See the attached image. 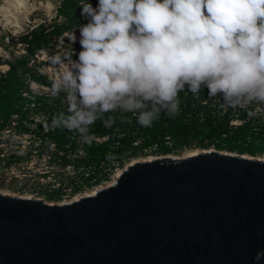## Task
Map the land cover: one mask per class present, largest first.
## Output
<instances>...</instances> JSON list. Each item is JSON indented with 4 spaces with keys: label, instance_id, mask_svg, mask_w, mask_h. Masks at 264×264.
<instances>
[{
    "label": "water",
    "instance_id": "obj_1",
    "mask_svg": "<svg viewBox=\"0 0 264 264\" xmlns=\"http://www.w3.org/2000/svg\"><path fill=\"white\" fill-rule=\"evenodd\" d=\"M0 264H264V161L215 149L70 202L0 193Z\"/></svg>",
    "mask_w": 264,
    "mask_h": 264
},
{
    "label": "clouds",
    "instance_id": "obj_2",
    "mask_svg": "<svg viewBox=\"0 0 264 264\" xmlns=\"http://www.w3.org/2000/svg\"><path fill=\"white\" fill-rule=\"evenodd\" d=\"M71 43L51 57L67 114L53 123L82 142L104 113H131L140 126L180 109L179 93L207 90L223 106L264 104V0H88ZM75 52V59L73 53ZM111 122V118L104 121Z\"/></svg>",
    "mask_w": 264,
    "mask_h": 264
},
{
    "label": "trees",
    "instance_id": "obj_3",
    "mask_svg": "<svg viewBox=\"0 0 264 264\" xmlns=\"http://www.w3.org/2000/svg\"><path fill=\"white\" fill-rule=\"evenodd\" d=\"M87 2L58 0L55 15L49 22L23 30L11 42L12 45L21 44L24 52L16 53L9 49L8 56L0 59L8 66L0 74V116L7 123L11 114H17L14 132L33 135L30 138L32 144L22 159L26 160L33 151H38L47 156L49 163L60 168L71 166L75 172L74 177L69 178V183L61 182L56 187L44 188L46 200H60L66 188L69 189L68 195H73L107 181L114 167L122 166L125 160L147 152L165 154L189 146L206 148L213 145L216 150L238 154H264V118L250 113L246 119L243 108L223 106L221 99L209 97L206 89L197 94L180 92L179 111L174 116L162 114L148 127L138 125L131 113H104L103 119H98L92 126V135L106 137L101 142H82L74 132L54 124L53 118L57 114H67L66 101L45 95H34L30 99L22 94L26 77L50 90L53 83L47 74L36 72L35 65H28V62L42 50H48V61L52 64L51 57L70 56L74 49L80 50L77 40L69 45H60L62 50L58 52L55 38L67 39L65 33L87 22L81 15L80 5ZM91 3L95 6L97 0H91ZM74 31L78 33L79 29L75 28ZM1 40L2 37L0 43ZM233 109L239 111L238 118L242 120L235 126L230 124ZM109 118L111 122L106 124L104 121ZM51 143L54 149L48 148ZM33 145L35 148H31ZM78 147L82 148L83 155L72 157ZM14 153L6 155L4 159L9 163L14 162L18 159Z\"/></svg>",
    "mask_w": 264,
    "mask_h": 264
},
{
    "label": "rangeland",
    "instance_id": "obj_4",
    "mask_svg": "<svg viewBox=\"0 0 264 264\" xmlns=\"http://www.w3.org/2000/svg\"><path fill=\"white\" fill-rule=\"evenodd\" d=\"M33 1V3H37L35 8L31 10L27 14L26 19L22 18L20 21V24L16 25L15 19H7L6 15V8L2 7L4 6L3 0H0V37H2L1 42L6 45L0 46V59L3 57L8 56V50L13 47L14 49L21 51L22 47L19 46L18 43L12 45V41L18 36L23 30L30 29L36 25H38L41 22H49L52 17L55 15V8L58 3V0H30ZM38 1V2H37ZM49 2L51 4L50 8H47L45 6V3ZM3 10H2V9ZM49 11V12H48ZM4 14V15H3ZM7 20H10V22H6ZM13 23V24H12ZM21 25V26H20ZM73 30L70 33H65V38H55V49L57 51H61L60 45L65 44L69 45L71 44V36H72ZM77 37L79 36V32H75ZM7 42V43H5ZM0 43V44H2ZM21 46V45H20ZM48 50H42L36 53V57L33 59H30L28 62V65H35L36 72H43L47 74V76L51 80H55L56 78L53 76L54 72L60 73L62 69L66 66L58 65V64H52L49 63V57L47 55ZM41 62L40 64L38 62ZM51 62V61H50ZM43 63V64H42ZM48 68L50 72H45V69ZM6 70L5 64H3L0 61V73L1 71ZM51 73V74H50ZM33 90L36 93H43L46 94L49 97H52L54 100H61L62 102L65 101L64 94H53L52 90L42 87V85L35 83ZM60 101V103H62ZM6 119L2 118L0 116V136H3L5 138L6 133L3 130V126L5 125ZM27 134V133H26ZM7 141H4L3 139H0V148L3 150H6V152H15L14 154L18 159H16L14 162L9 163L6 159L0 161V193L2 194H8V195H16V196H30L32 198H38L41 199L47 203H55L63 200H70L76 195L82 194L84 192H88L92 190L95 186H91L88 188L83 189L81 192L68 195L69 189L66 188L65 195L62 196L60 200H46L43 189L46 187H56L59 183L63 182L64 184L69 183L70 177H74L75 172L70 167L60 168L57 165H53L48 162V158L45 154L40 153L38 151H33L31 153V157L24 160L22 159V156L24 155V152H26L32 143L29 141L28 134L26 136L22 135H15L10 134L7 137ZM31 148H35L33 145ZM205 150H215V147L213 145H210L206 148H201L198 146H189L180 149L179 151L175 152H169L165 154L160 153H153V152H147L146 154H142L137 157H131L128 160H125L122 166H116L113 168V170L110 173V179L107 181H110L113 179V175L117 169H122L127 163H129L133 158H145V157H153V158H167V159H176L178 157H183V155L189 151H196L201 152ZM224 152H229L227 150H219ZM235 153L236 152H231ZM242 155H247L252 158L261 157L264 154H254L249 155L247 153H244ZM106 182V181H104ZM104 182H101L98 185L103 184ZM67 193V194H66Z\"/></svg>",
    "mask_w": 264,
    "mask_h": 264
},
{
    "label": "built area",
    "instance_id": "obj_5",
    "mask_svg": "<svg viewBox=\"0 0 264 264\" xmlns=\"http://www.w3.org/2000/svg\"><path fill=\"white\" fill-rule=\"evenodd\" d=\"M5 43H7V42H5ZM1 45H4L3 43L2 44H0V46ZM19 46H17V47H22V49H21V51H18V50H16V49H14L13 47H11L10 48V50L11 49H13L14 50V52H16V53H23L24 52V49H23V46L21 45V44H18ZM21 45V46H20ZM5 67H6V69H7V65H5ZM5 71V70H4ZM4 71H1V73H3ZM0 73V74H1ZM24 84H25V89L22 91V94L23 95H25V96H27V97H29L30 99H32L33 98V96L34 95H45V96H47L46 94H43V93H36L34 90H33V88H34V84H35V82L33 81V80H31V78H29V77H26L25 78V80H24ZM42 87H45V88H48V87H46V86H43L42 85ZM49 89V88H48ZM27 90H29V92L27 91ZM248 107H251V109H249ZM238 108H243V110H244V113H245V118L247 119L248 117H249V114L251 113V114H253V115H257V116H259V117H262V118H264V104H259V103H256V104H250V105H248V106H245V107H238ZM223 111V110H222ZM238 114H239V111L238 110H236V109H233L232 110V120L230 121V124L231 125H237V124H239V123H241V121L242 120H240L239 118H238ZM17 119H18V116H17V114H11L10 115V117H9V119H8V122L3 126V130H4V132L6 133V137L8 136V135H10V134H15L16 136L17 135H22V136H26L27 134H28V136H29V141H30V138H32V134L31 133H29V132H22V133H15L14 132V125L16 124V121H17ZM35 120V119H34ZM27 133V134H26ZM1 134V133H0ZM3 138V136H0V139H3L4 141H7V138ZM106 139V137H98V136H94V135H92V138H91V140L90 141H96V142H101V141H103V140H105ZM90 141H88V142H90ZM87 142V143H88ZM48 148H50V149H54V146H53V143H51V144H49V146H48ZM1 148H0V161H2V160H4V158H5V156L6 155H8V154H10V152L8 153V152H6V150H3L2 152H1ZM12 153H14V152H11V154ZM59 154H62V152H58ZM79 155H83V150H82V148L81 147H78L77 148V150H76V152L74 153V154H72V157H75V156H79ZM67 167H70V166H67Z\"/></svg>",
    "mask_w": 264,
    "mask_h": 264
},
{
    "label": "bare ground",
    "instance_id": "obj_6",
    "mask_svg": "<svg viewBox=\"0 0 264 264\" xmlns=\"http://www.w3.org/2000/svg\"><path fill=\"white\" fill-rule=\"evenodd\" d=\"M38 2V1H37ZM3 5H1L3 8L5 7L6 9V15H7V19L10 18V19H15L16 20V23L14 22V24L18 25L20 24V21L22 20V18H25L27 17V14L29 12H31V10L33 8H35L36 4L37 3H33V1H30V0H3ZM45 6L47 8H50L51 7V4L49 2H46L45 3ZM2 9V8H1ZM3 10V9H2ZM49 12V11H48ZM4 15V14H3ZM6 22H10V20H7ZM13 24V23H12ZM21 26V25H20ZM64 69V68H63ZM62 69V71H63ZM50 72V70L48 68L45 69V72ZM61 71V72H62ZM60 72V73H61ZM60 73L58 72H54L53 73V76L55 78H57ZM51 74V73H50ZM204 151V150H203ZM205 151H208V150H205ZM224 152V151H223ZM197 153L196 151H189L187 153H185L183 155V157L185 156H190V155H193ZM243 157H246L248 158L249 156L247 155H242ZM258 159L260 160H263L264 161V155L261 156V157H257ZM149 159H153V157L151 158L150 156L149 157H145V158H141V159H138V158H133L129 163H132V162H135V161H140V160H149ZM128 164V163H127ZM122 169H117L113 175V179L110 180V181H106L104 182L103 184L101 185H97L95 186L92 190L88 191V192H84L82 194H79V195H76L74 196L73 198H71L70 200H63V201H59L58 203H64V202H70L72 200H75L76 198H78L79 196H88V195H93L95 193L96 190L100 189V188H103L105 186H108L110 184H112L114 182V179L120 174ZM21 197H24V198H29L30 196H21Z\"/></svg>",
    "mask_w": 264,
    "mask_h": 264
}]
</instances>
